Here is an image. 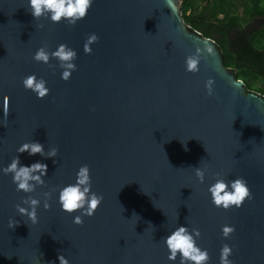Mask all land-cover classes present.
<instances>
[{"label":"water","instance_id":"1","mask_svg":"<svg viewBox=\"0 0 264 264\" xmlns=\"http://www.w3.org/2000/svg\"><path fill=\"white\" fill-rule=\"evenodd\" d=\"M92 33L99 39L85 52ZM60 44L76 52L67 80L56 58L33 59ZM197 50L198 70L188 71ZM33 73L47 82L44 98L22 85ZM31 140L56 156L16 152ZM16 155L47 173L25 193L0 172V264H59L61 254L69 264H180L161 239L178 225L199 231L207 264H220L224 244L232 264H264V96L184 21L180 0H92L75 24L34 18L28 0H0V168ZM83 164L103 199L78 224L57 197ZM237 177L250 197L214 206L208 186ZM28 196L40 201L34 223L16 209ZM224 226L234 227L227 237Z\"/></svg>","mask_w":264,"mask_h":264},{"label":"clouds","instance_id":"2","mask_svg":"<svg viewBox=\"0 0 264 264\" xmlns=\"http://www.w3.org/2000/svg\"><path fill=\"white\" fill-rule=\"evenodd\" d=\"M92 0H28V6L34 18L46 16L52 22H66L75 24L83 19L90 9ZM99 37L95 34H89L85 45V52H90V44L97 41ZM51 57L56 58L59 67L62 69L61 78L67 80L71 73L76 70L73 62L76 58L74 49L60 44L57 48L49 52L45 46L39 47L33 54V59L37 62L48 63ZM200 60L199 50L197 53L185 58V67L188 71H197ZM22 85L25 89L31 90L37 98H44L49 92L46 87V80L43 77H37L35 73L22 78ZM213 81L209 78L205 82V88L209 95L212 94ZM17 153L27 152L29 156L39 153L42 157H55L58 149L53 147L44 150V146L38 141H26L20 144ZM196 169L197 179L203 181L205 171L199 167ZM0 172L5 175H11L12 183L15 184L17 191L32 193L38 185L44 183V177L47 173V164L36 160L30 164L20 162L19 156H14L11 161ZM219 174H217L218 176ZM208 192L214 206L228 209L232 206L240 207L245 198L250 197V191L247 182L243 177H237L232 180L217 178L208 186ZM47 196L48 194L45 193ZM103 197L94 191H91V175L87 164L81 165L75 174V180L72 183L64 185L58 191L57 201L62 211L69 214L77 213L73 216L74 223H82L83 216L94 214L97 206L101 203ZM40 201L32 196H28L21 204L16 205L20 214H26L34 223L36 221V209ZM23 205H27L24 207ZM49 205L44 202V207ZM10 226H14L10 220ZM234 231L232 226H224L222 235L227 237ZM199 236L197 229L188 230L186 225H178L169 234L162 237L164 245L168 251V259L175 261L177 256L180 258V264H207L209 259L207 249H201L196 244V237ZM231 247L224 244L220 250V264H232L229 260ZM59 264H69L68 259L62 254L58 256Z\"/></svg>","mask_w":264,"mask_h":264},{"label":"trees","instance_id":"3","mask_svg":"<svg viewBox=\"0 0 264 264\" xmlns=\"http://www.w3.org/2000/svg\"><path fill=\"white\" fill-rule=\"evenodd\" d=\"M184 21L214 38L224 64L264 96V0H180ZM261 19L258 26L253 20Z\"/></svg>","mask_w":264,"mask_h":264},{"label":"rangeland","instance_id":"4","mask_svg":"<svg viewBox=\"0 0 264 264\" xmlns=\"http://www.w3.org/2000/svg\"><path fill=\"white\" fill-rule=\"evenodd\" d=\"M262 23V20L261 19H258V20H253L252 22H251V26L252 27H254V26H258V25H260Z\"/></svg>","mask_w":264,"mask_h":264}]
</instances>
